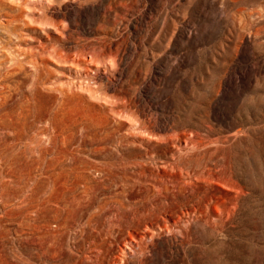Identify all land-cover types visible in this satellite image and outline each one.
Instances as JSON below:
<instances>
[{"label": "rangeland", "instance_id": "1", "mask_svg": "<svg viewBox=\"0 0 264 264\" xmlns=\"http://www.w3.org/2000/svg\"><path fill=\"white\" fill-rule=\"evenodd\" d=\"M0 264H264V0H0Z\"/></svg>", "mask_w": 264, "mask_h": 264}, {"label": "bare ground", "instance_id": "2", "mask_svg": "<svg viewBox=\"0 0 264 264\" xmlns=\"http://www.w3.org/2000/svg\"><path fill=\"white\" fill-rule=\"evenodd\" d=\"M4 1H5V0H4ZM38 22H41V20L38 21ZM43 23H45V22H43ZM47 23H48V22H47ZM49 23H51V22H49ZM52 24H53V23H52ZM54 24H55V23H54ZM42 25H43V24H42ZM42 25H41V26H42ZM46 25H47V24H46ZM87 87H88V86H87ZM88 89H89V88H88ZM88 89H87V90H88ZM91 90H92V89H91Z\"/></svg>", "mask_w": 264, "mask_h": 264}]
</instances>
